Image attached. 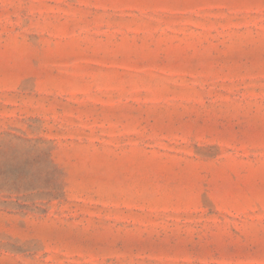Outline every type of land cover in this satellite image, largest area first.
I'll return each instance as SVG.
<instances>
[{
    "label": "rangeland",
    "instance_id": "rangeland-1",
    "mask_svg": "<svg viewBox=\"0 0 264 264\" xmlns=\"http://www.w3.org/2000/svg\"><path fill=\"white\" fill-rule=\"evenodd\" d=\"M0 264H264V0H0Z\"/></svg>",
    "mask_w": 264,
    "mask_h": 264
}]
</instances>
